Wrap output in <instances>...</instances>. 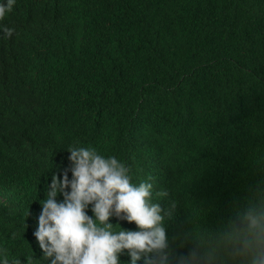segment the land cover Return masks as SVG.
Masks as SVG:
<instances>
[{"label":"trees","instance_id":"obj_1","mask_svg":"<svg viewBox=\"0 0 264 264\" xmlns=\"http://www.w3.org/2000/svg\"><path fill=\"white\" fill-rule=\"evenodd\" d=\"M29 4L14 28L27 46L0 34V248L10 264H49L34 231L70 146L114 155L133 183L152 184L167 247L149 255L165 264L264 255V0ZM18 201L27 208L10 209ZM119 260L129 264L128 249Z\"/></svg>","mask_w":264,"mask_h":264},{"label":"clouds","instance_id":"obj_2","mask_svg":"<svg viewBox=\"0 0 264 264\" xmlns=\"http://www.w3.org/2000/svg\"><path fill=\"white\" fill-rule=\"evenodd\" d=\"M33 9L29 0H0V34L12 35L27 46V35L14 28ZM18 53L3 55L5 62ZM32 156V150L25 147ZM71 164L62 175L52 173L46 197L41 200L34 235L49 264H120L119 254L129 250V264H165L164 258L149 255L167 247L165 229L160 221L161 207L151 202L152 184L133 183L129 169L116 156L100 154L96 148L70 146ZM71 171V179L68 171ZM63 194V199L58 196ZM0 201L5 202L0 195ZM27 201H18L10 209L26 207ZM91 206L92 215L86 211ZM116 215L135 221L137 230H128L113 224ZM119 225V230L114 229ZM0 248V264H10ZM251 264H264V255L257 254Z\"/></svg>","mask_w":264,"mask_h":264}]
</instances>
